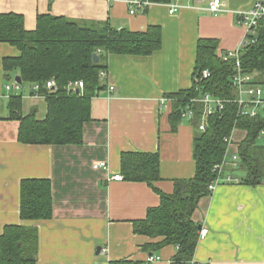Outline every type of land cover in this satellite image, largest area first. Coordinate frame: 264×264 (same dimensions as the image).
Wrapping results in <instances>:
<instances>
[{
  "label": "crops",
  "instance_id": "obj_1",
  "mask_svg": "<svg viewBox=\"0 0 264 264\" xmlns=\"http://www.w3.org/2000/svg\"><path fill=\"white\" fill-rule=\"evenodd\" d=\"M223 1L226 11L218 14L207 10L210 0H180L182 8L175 14L169 13L165 3L153 2L132 15L124 0L112 4L105 0H0V13L23 15L28 30L35 29L39 14H52L82 24L109 21L133 31L160 25L163 34L162 47L151 55L109 56L104 88L92 99L91 120L85 123L78 145L19 140L20 122L9 118L8 102L11 95L23 94L24 88L6 89L19 74L13 71V80L6 82L3 60L19 56L20 51L0 42V235L6 225L32 223L20 217L21 181L48 179L53 213L50 219L34 223L39 231L36 264H109L123 259L147 264L150 253L159 257L151 264L172 263L177 247L169 244L146 251L147 243L161 238L136 234L133 221L145 219L149 208L160 204L155 187L172 193L175 179L195 176L194 127L184 120L173 128L171 102L162 103V98L192 86L200 38L218 39L219 54L245 42L246 28L239 24L236 12L250 8L254 0ZM33 90L34 84L23 94L22 114L35 109L43 119L46 99L32 94ZM245 137L243 130L233 133V154H238ZM125 151L158 152L160 180L151 186L113 179L123 175ZM101 161L108 167L95 169L93 165ZM226 161L220 183L211 195L200 199L193 216L201 227L210 229L198 241L194 262L264 264V180L254 186L228 181V176L241 179L245 174L237 173L239 166L231 167V155Z\"/></svg>",
  "mask_w": 264,
  "mask_h": 264
},
{
  "label": "trees",
  "instance_id": "obj_2",
  "mask_svg": "<svg viewBox=\"0 0 264 264\" xmlns=\"http://www.w3.org/2000/svg\"><path fill=\"white\" fill-rule=\"evenodd\" d=\"M167 3L171 0H151ZM241 51L243 69L254 73L264 89V18ZM0 42L19 49L20 55L5 57L3 69L6 82L12 72L22 78L23 87L39 84L32 94L43 95L47 113L38 118L37 110L22 114L23 94L9 98V118L20 122L18 137L25 144H73L83 141L84 125L91 120L92 99L104 88L101 72H108V59L117 55H151L162 47L160 25H150L144 31L114 27L109 21L79 23L65 16L39 14L35 29L24 26V17L17 13H0ZM219 40L200 38L197 43L196 65L192 86L173 94L170 122L173 128L184 120L194 127L196 173L190 179H175L172 193L159 188L161 202L149 208L145 219L133 221L134 232L152 239L144 246L149 252L172 244L178 249L171 264H195L200 224L193 218L201 198L211 195L210 183L217 178L214 166L222 162L227 152L226 138L236 130L246 132L238 146L239 167L245 170L240 182L257 185L264 180V144L259 136L264 129V115L240 116L232 78L235 60L225 61L218 53ZM100 50V53L98 51ZM100 57L94 61V54ZM210 75L203 77V71ZM16 74V75H17ZM56 85L48 88L47 82ZM83 81L76 92L70 82ZM10 83V82H9ZM204 93L227 100L221 111L207 117L206 130H200L205 104L198 100ZM189 109V116L183 113ZM122 176L129 181L147 182L151 186L160 180L158 152L125 151L121 155ZM53 213L52 184L48 179H23L20 184V217L31 224H9L0 235V264H36L39 231L34 223L50 219ZM109 264H142L134 260H116Z\"/></svg>",
  "mask_w": 264,
  "mask_h": 264
},
{
  "label": "built area",
  "instance_id": "obj_3",
  "mask_svg": "<svg viewBox=\"0 0 264 264\" xmlns=\"http://www.w3.org/2000/svg\"><path fill=\"white\" fill-rule=\"evenodd\" d=\"M109 4H112L118 0H105ZM129 7V13L135 14L139 9H145L153 4L151 0H124ZM168 7L170 14H175L182 8V4L180 0H171L170 2L165 3ZM226 3L223 0H210L207 6V10L214 14L222 13L226 11ZM238 16V22L242 26L246 28V40L237 49L229 50L222 54L223 59L225 61H229L234 59L236 64V71L232 78V85L236 91L235 101L239 104V115L240 116H249L256 117L260 113H264V89L262 86L257 84L254 73H250L245 71L241 65L240 56L243 47L248 43L249 37L255 33V27L258 25L259 21L264 18V0H254L252 6L246 10H238L236 12ZM100 53V50L98 51ZM210 75L209 70L203 71V77H208ZM107 72L102 71L101 77H106ZM56 85V82L52 79L47 82L46 86L51 88ZM69 87L73 89H82L84 87L83 81L70 82ZM21 86L18 82L13 81L12 83L6 84V89L11 91L12 89H20ZM40 88L39 84L34 85V89L38 90ZM115 86H110V91H113ZM174 99L170 97L162 98V103L165 101L173 102ZM198 100L202 101L205 104V110L202 118V122L200 124V130L204 131L207 127V117L216 113L217 111H221L224 109L227 100H223L221 98L214 97L210 93H204L201 98ZM189 109L183 113L184 117L189 116ZM234 133V132H233ZM232 133V136H233ZM226 138V142L228 143L227 152L224 156L222 162L217 163L214 166V171L217 173V178L213 180L209 185V190L214 192L218 184L221 180V174L226 167V158L228 155H231V167L236 169L239 166V157L238 154H233L230 150V145L233 142V138ZM260 137L264 141V129L261 131ZM95 169L107 168L108 163L106 161L97 162L93 165ZM113 179L120 180L123 179L121 174H116L113 176ZM228 181H240V179H234L232 176L227 177ZM210 229L207 226H202L199 231V240L206 238L209 234ZM103 252H106L107 249L102 248ZM159 257L154 254L150 255L147 258V264H151L152 262L158 260ZM200 264V263H195Z\"/></svg>",
  "mask_w": 264,
  "mask_h": 264
},
{
  "label": "water",
  "instance_id": "obj_4",
  "mask_svg": "<svg viewBox=\"0 0 264 264\" xmlns=\"http://www.w3.org/2000/svg\"><path fill=\"white\" fill-rule=\"evenodd\" d=\"M94 61L95 62H99V60H100V57H99V55L97 54V53H95L94 54ZM15 80H16V82H18L19 84H21L22 83V78L20 77V75H17L16 77H15ZM79 91H80V89H76V92L77 93H79ZM200 228H201V226H199ZM100 249V248H99ZM153 253H150V255H152Z\"/></svg>",
  "mask_w": 264,
  "mask_h": 264
},
{
  "label": "rangeland",
  "instance_id": "obj_5",
  "mask_svg": "<svg viewBox=\"0 0 264 264\" xmlns=\"http://www.w3.org/2000/svg\"><path fill=\"white\" fill-rule=\"evenodd\" d=\"M12 82H13V81H12ZM12 82H11V83H12ZM28 87H29L28 84H25V85L23 86V88H24V90H23V91H24L23 94H24V95H26V90H27ZM258 141H259V142H262L263 139L259 138ZM236 171H237V173H241V174H243V175L245 174L244 169L239 168V169H237Z\"/></svg>",
  "mask_w": 264,
  "mask_h": 264
}]
</instances>
